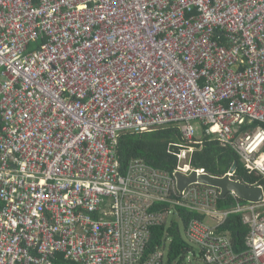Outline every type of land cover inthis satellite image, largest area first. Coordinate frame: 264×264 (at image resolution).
<instances>
[{"label": "built area", "instance_id": "2783aa9c", "mask_svg": "<svg viewBox=\"0 0 264 264\" xmlns=\"http://www.w3.org/2000/svg\"><path fill=\"white\" fill-rule=\"evenodd\" d=\"M0 75V264H167L152 229L181 209L204 264H264V201L177 181L208 174L185 162L195 120L264 180V0H0ZM169 126L189 141L173 173L121 168L122 133Z\"/></svg>", "mask_w": 264, "mask_h": 264}, {"label": "trees", "instance_id": "16d2710c", "mask_svg": "<svg viewBox=\"0 0 264 264\" xmlns=\"http://www.w3.org/2000/svg\"><path fill=\"white\" fill-rule=\"evenodd\" d=\"M28 50H32L31 45ZM192 125L196 129L198 121H193ZM205 129L201 128V138H197V129L195 130L194 141L200 140L201 142L192 143L195 150L193 153L188 154L185 162H189L193 168H202L209 175L216 177H222L230 170L233 163H237L234 173L236 181L247 186L264 185V180L261 177L250 174L247 171L241 159L230 146H222L218 137L214 135L208 136ZM188 142L178 126H169L144 133H122L115 144V148L123 170L127 168L130 162L141 159L149 167L173 173L184 162L180 156L183 153L182 150L189 145ZM243 202L246 203V201ZM233 203V199L227 197L218 202V208L229 209ZM180 214L186 226L191 219L198 217L195 213H186V209H181ZM152 230V241H150L146 255L153 253L156 246H161L166 233H168L171 238V252L167 264H185L186 256L193 251L190 250V246L182 238L178 223L174 222L170 229L159 226L154 227ZM219 232L229 233L234 254L238 255L246 250L245 242L249 229L243 224L241 215H229L219 227ZM190 244L197 249L198 258L203 263L198 246L191 242Z\"/></svg>", "mask_w": 264, "mask_h": 264}, {"label": "water", "instance_id": "95a60500", "mask_svg": "<svg viewBox=\"0 0 264 264\" xmlns=\"http://www.w3.org/2000/svg\"><path fill=\"white\" fill-rule=\"evenodd\" d=\"M236 168L237 163H233L232 167L229 170V173H235ZM177 181L180 190H184L188 185L194 182H200L204 185L219 188L222 198H225L229 193H234L236 197L246 202L258 203L264 201V185L247 186L241 182L230 179L228 176L215 177L208 174H201L200 176H197L196 173H193V175L188 177L182 174H178Z\"/></svg>", "mask_w": 264, "mask_h": 264}, {"label": "rangeland", "instance_id": "374dc122", "mask_svg": "<svg viewBox=\"0 0 264 264\" xmlns=\"http://www.w3.org/2000/svg\"><path fill=\"white\" fill-rule=\"evenodd\" d=\"M197 11V10H196ZM194 14H197V12L194 11ZM220 32L218 31L217 35H219ZM48 42L47 40H44L43 43ZM197 126V125H196ZM201 129L199 127V124L197 126V138H201ZM174 218L176 219L179 229H180V234L182 236V238L184 239V241L190 246V250H192L193 252L191 254H188L186 256V260H185V264H203L199 258H198V253H197V249L192 246L189 242L188 237L186 236L185 233V227L182 221H180L176 216H174ZM170 243V242H169ZM170 245V244H169ZM166 253H168V248L166 250Z\"/></svg>", "mask_w": 264, "mask_h": 264}, {"label": "clouds", "instance_id": "9594fccd", "mask_svg": "<svg viewBox=\"0 0 264 264\" xmlns=\"http://www.w3.org/2000/svg\"><path fill=\"white\" fill-rule=\"evenodd\" d=\"M209 136H210V135H209ZM214 136H216V135H214ZM215 177H216V176H215ZM216 188H217V187H216ZM227 196H228V195H227ZM227 196H226V197H227ZM226 197H225V198H226ZM237 198H238V197H237ZM241 200H242V199H241ZM243 201H244V200H243Z\"/></svg>", "mask_w": 264, "mask_h": 264}]
</instances>
